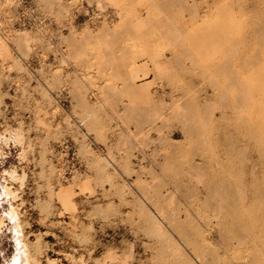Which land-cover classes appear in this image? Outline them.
<instances>
[{
  "label": "rangeland",
  "instance_id": "rangeland-1",
  "mask_svg": "<svg viewBox=\"0 0 264 264\" xmlns=\"http://www.w3.org/2000/svg\"><path fill=\"white\" fill-rule=\"evenodd\" d=\"M0 244L264 264V0H0Z\"/></svg>",
  "mask_w": 264,
  "mask_h": 264
},
{
  "label": "bare ground",
  "instance_id": "bare-ground-1",
  "mask_svg": "<svg viewBox=\"0 0 264 264\" xmlns=\"http://www.w3.org/2000/svg\"><path fill=\"white\" fill-rule=\"evenodd\" d=\"M14 223H16V222L14 221ZM14 223H13V225H14ZM15 226H17V225H14V228H15ZM15 229H16V231H17V228H15ZM13 230H14V229H13ZM14 232H15V231H14ZM15 233H16V235L14 234L15 237H18L17 235H19V232H18V233L15 232ZM18 238H19V237H18ZM18 238H16L15 241H17V240L21 241V239H20V238L18 239ZM226 239H227V238H226ZM226 239H225V240H226ZM227 241H228V242H227L226 246H228V243H229V245L233 244V243H231V242H232L231 240H230V242H229V239H228ZM17 243L22 244L21 242H17ZM230 243H231V244H230ZM0 245H1V244H0ZM22 245H23V247H25L24 244H22ZM22 245H20V246L18 245L19 247H18V248L16 247V248H17V250H16L17 252L14 253L13 256H10V257L8 256L9 258H8L7 256H5V254H3V258H4L3 260H4V261L2 262V264H22V260H21V259H22V258H21L22 256L20 255V254H21V248H20V247H22ZM1 248H2V247H0V252L3 253V252H4V251H3L4 249H1ZM227 248H228V247H227ZM23 250H24V249H23ZM200 251H201V250H200ZM227 251H228V250H227ZM24 252H25V250H24ZM24 252H23L22 254H24ZM203 252H206V250H203L202 253H203ZM25 253H26V252H25ZM12 254H13V253H12ZM24 255H25V254H24ZM24 255H23V256H24ZM1 257H2V254H1ZM197 257H200V260H202L204 264H219V263H218V261H219V260H218L219 257H218V259H217L218 261L216 260V262L214 261V259H213V260L211 259V261L208 260V259H207V256L205 257L204 254H200V255L197 256ZM212 257H213V256H212ZM24 258L26 259L25 256H24ZM24 258H23V262L26 261ZM24 260H25V261H24ZM24 264H28L27 261H26V263H24Z\"/></svg>",
  "mask_w": 264,
  "mask_h": 264
}]
</instances>
